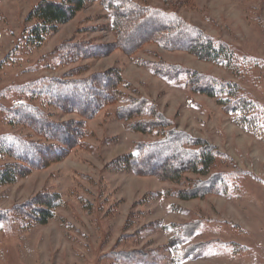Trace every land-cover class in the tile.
I'll return each mask as SVG.
<instances>
[{"label":"rangeland","instance_id":"obj_1","mask_svg":"<svg viewBox=\"0 0 264 264\" xmlns=\"http://www.w3.org/2000/svg\"><path fill=\"white\" fill-rule=\"evenodd\" d=\"M41 1L0 0V136L55 144L10 124L5 108L22 102L40 107L55 123H81L83 136L65 148L59 161L0 186V264H264V135L240 127L216 99L194 91L186 78L168 80L153 70L169 63L236 83L264 106V0H128L174 12L226 42L245 63L235 69L147 41L126 52L102 1L88 3L40 46L30 45L24 32L32 24L26 20ZM72 43L109 45L113 51L99 59L55 61L56 53ZM112 68L124 79L121 96L92 117L15 92L42 78L81 73L75 78L85 79ZM133 99H146L172 125L155 133L134 130L137 120L126 122L116 112ZM175 129L221 152L216 170L236 178L229 193L181 200L177 193L190 189L199 176L185 174L177 184L127 163L139 145ZM14 162L1 156L0 168ZM44 195L61 198L48 224L20 216L25 205Z\"/></svg>","mask_w":264,"mask_h":264},{"label":"trees","instance_id":"obj_2","mask_svg":"<svg viewBox=\"0 0 264 264\" xmlns=\"http://www.w3.org/2000/svg\"><path fill=\"white\" fill-rule=\"evenodd\" d=\"M95 1H102L112 12L118 45L128 53L134 52L147 41L167 50L188 52L200 60L230 69L245 64L229 44L189 25L178 14L142 7L128 0H42L27 17L26 22L32 24L24 32L27 43L40 46L48 35L58 32L60 26L69 23L88 3ZM132 37L138 39L134 40ZM112 51L109 45L72 43L56 53L55 61L65 64L83 59H99ZM153 70L168 80L186 78V84L194 91L216 99L235 117L234 121L240 127L254 135H264V106L247 95L236 83L184 71L169 63H158L153 66ZM77 75L71 73L63 78H42L15 88V92L18 96L41 100L45 105L84 117H92L105 107L118 102L121 96L119 88L124 84L119 69L112 68L85 79L75 78ZM129 102L116 112L126 122L137 120L133 122L134 130L155 133L172 125L146 99H133ZM5 109L11 125L27 127L44 140L55 144L34 142L21 135H1L0 157L6 155L15 162L0 168V186L16 183L33 169L47 167L52 162L59 161L66 155L65 148L75 144L83 136L82 130L77 126L81 123H55L49 114L32 104L22 102L12 109ZM146 117L154 121H146ZM221 156V152L207 141L175 129L155 142L139 145L135 155H130L127 163L164 181L177 184L182 182L185 174L199 176V179L191 181L190 189L177 193L179 199L187 201L203 198L208 194L229 193L231 182L236 178L232 173L225 175L216 170ZM127 163L123 162L125 165ZM60 200L59 195L40 196L25 205L20 216H24L31 223L46 225L53 219L54 210L59 206ZM18 211L20 210H16V213Z\"/></svg>","mask_w":264,"mask_h":264}]
</instances>
